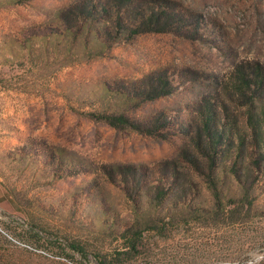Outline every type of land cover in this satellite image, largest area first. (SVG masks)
Masks as SVG:
<instances>
[{
  "label": "rangeland",
  "instance_id": "374dc122",
  "mask_svg": "<svg viewBox=\"0 0 264 264\" xmlns=\"http://www.w3.org/2000/svg\"><path fill=\"white\" fill-rule=\"evenodd\" d=\"M0 264H264V0H0Z\"/></svg>",
  "mask_w": 264,
  "mask_h": 264
},
{
  "label": "trees",
  "instance_id": "16d2710c",
  "mask_svg": "<svg viewBox=\"0 0 264 264\" xmlns=\"http://www.w3.org/2000/svg\"><path fill=\"white\" fill-rule=\"evenodd\" d=\"M153 17V14H149L147 16V20H143L142 19V23H151V18ZM158 19H156L155 21H157ZM143 31L141 28H138L134 31V33H138V32H141ZM91 118L95 119V120H102L104 121L105 123H107L108 125L110 126H113V127H117V128H120V127H132V128H137L139 129V126H137V124H134L132 121H130V119L123 115V114H114V113H105V112H90V114H88ZM206 129H207V132L209 134V136H211L210 134V131H209V126L206 124ZM212 137V136H211ZM220 137V135H219ZM131 250L135 251L136 248H137V243L136 242H132L130 244V247H129Z\"/></svg>",
  "mask_w": 264,
  "mask_h": 264
}]
</instances>
